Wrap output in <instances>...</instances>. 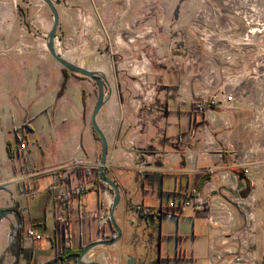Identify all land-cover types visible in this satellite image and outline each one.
<instances>
[{
    "label": "crops",
    "instance_id": "obj_1",
    "mask_svg": "<svg viewBox=\"0 0 264 264\" xmlns=\"http://www.w3.org/2000/svg\"><path fill=\"white\" fill-rule=\"evenodd\" d=\"M81 1L59 9L56 49L108 83L96 119L108 142L104 171L120 188L114 217L122 230L119 241L92 248L83 261L212 264L220 253L240 257L237 264H264V150L252 108L237 95L233 113L222 106L198 111L196 85L187 76L179 84L177 31L149 22L130 25V13L115 10L109 31L83 16ZM53 23L38 37L18 25H0V210L8 211L0 216V264H62L59 236L71 254L64 264H78L86 246L117 235L110 221L114 192L99 175L102 140L91 122L98 87L51 55ZM139 67L144 70L137 77ZM143 81L145 88L136 87ZM226 122L234 130L216 134ZM21 127L29 144L24 155L17 146ZM233 177L236 196L228 184ZM186 188L203 194L231 228L209 223L191 207L166 212ZM237 198L259 203L252 230L244 234L249 219ZM29 230L40 237H30Z\"/></svg>",
    "mask_w": 264,
    "mask_h": 264
},
{
    "label": "rangeland",
    "instance_id": "obj_2",
    "mask_svg": "<svg viewBox=\"0 0 264 264\" xmlns=\"http://www.w3.org/2000/svg\"><path fill=\"white\" fill-rule=\"evenodd\" d=\"M53 1L59 11L67 2L78 0ZM81 3L83 16L94 17L99 26H106L109 31L110 10L129 12L130 25L138 22L147 26L149 22L177 31L179 42L174 48L177 53L174 58L178 61L179 84L187 76L200 91L199 96L224 89L242 97L253 113H259L264 140V0H84ZM53 19L44 0H0L1 26L18 25L23 32L30 29L38 37L41 29H49ZM144 62L148 67L151 64L148 59ZM143 70L139 67L134 72L139 77ZM136 84L146 87L144 81ZM234 105L222 107L233 113ZM233 130L234 126L226 122L215 132ZM169 227L174 228V224L170 223ZM212 264H237V261L233 255L217 253Z\"/></svg>",
    "mask_w": 264,
    "mask_h": 264
},
{
    "label": "built area",
    "instance_id": "obj_3",
    "mask_svg": "<svg viewBox=\"0 0 264 264\" xmlns=\"http://www.w3.org/2000/svg\"><path fill=\"white\" fill-rule=\"evenodd\" d=\"M236 94L234 92H229L224 89H218L216 91H213L212 93H207L205 96H198L195 100V108L198 111H206L210 108L216 107V106H222V105H231L236 101ZM259 113L256 112L254 119H253V125L254 128L261 131L262 126H260L259 123ZM17 137H18V151L19 155H24L28 152L29 144L27 141V134L24 127H21L17 130ZM260 149L264 150V140L262 141L261 145L258 146ZM250 158H248L247 154H244V161L242 165H244L243 170L245 174H249L251 172L250 168ZM248 165V166H247ZM234 183L230 181L229 187L231 188L230 191L235 190L239 191V187L237 184V180L233 177ZM238 193H235V196L238 195ZM259 203L257 201L249 202L248 204L243 203L237 198V201L235 202V205L240 208L243 212V214H246L247 218L249 219V223H246L245 226L242 228L243 230L240 231L241 233H247L248 231L252 230L253 227V219L254 215L252 212V209L255 208L256 205ZM194 208L197 212L205 213L206 220L209 223H212L216 226H224L225 229L231 228V223L229 220H226L224 217H218L211 209V205L206 199V197L203 194H194L193 191L189 188L184 189L179 193V195L170 200L169 203L166 206V210L172 213L182 212L185 208ZM249 216V217H248ZM226 217H230V212H227ZM247 219V220H248ZM28 235L33 238H39L40 235L34 231L29 230ZM243 236V235H242ZM57 239V238H56ZM243 242H245V237H243ZM228 242L227 238H224L221 240L222 244H226ZM240 257L237 258V262L240 261Z\"/></svg>",
    "mask_w": 264,
    "mask_h": 264
},
{
    "label": "water",
    "instance_id": "obj_4",
    "mask_svg": "<svg viewBox=\"0 0 264 264\" xmlns=\"http://www.w3.org/2000/svg\"><path fill=\"white\" fill-rule=\"evenodd\" d=\"M46 2V4L49 6V8L51 9L53 16H54V23H53V27L50 31V33L48 34V49L51 53V55L54 57V59L56 61H58L64 68H66L67 70L73 72V73H78L81 75H84L86 77H89L90 79H92L97 87H98V100L94 109V112L92 114L91 117V122H92V126L95 129V131L97 132V134L99 135V137L102 140V152H101V161H100V168H99V175L101 180L106 183L107 185L110 186V188L113 190L114 192V199L111 205V209H110V221L117 233V235L110 240H101V241H97L94 243H91L90 245L86 246L77 256V263L78 264H103L100 262H95V261H88V262H84L83 258L84 256L89 252V250H91L92 248L98 247L100 245H111L116 243L117 241H119L122 237V230L119 227V225L117 224L115 217H114V211L116 209V207L119 204L120 198H121V193H120V188L118 186V184L113 181L112 179H110L106 173H105V166H106V158H107V152H108V142L107 139L103 133V131L100 129L98 123H97V114L99 113V111L101 110L102 106L104 105V102L106 100L105 95V86L108 84L105 77L97 72H93L90 71L88 69H85L79 65L74 64L73 62H71L70 60L66 59L64 56L60 55L56 49V36H57V29L59 27V23H60V14L59 11L54 3L53 0H44ZM242 197H247L249 196V191L243 192ZM8 211L6 210H0V216L4 215L5 213H7ZM161 215V213L163 212L162 210L159 211ZM71 257H68L65 260H70ZM61 261H63L62 264H64V259L60 258ZM49 264H60L58 261H53L50 262Z\"/></svg>",
    "mask_w": 264,
    "mask_h": 264
},
{
    "label": "trees",
    "instance_id": "obj_5",
    "mask_svg": "<svg viewBox=\"0 0 264 264\" xmlns=\"http://www.w3.org/2000/svg\"><path fill=\"white\" fill-rule=\"evenodd\" d=\"M105 185L108 186L107 184ZM66 252H67V245L65 242H63L62 245L59 247L58 257L63 258L64 260L67 259L68 257L71 256V254L66 255Z\"/></svg>",
    "mask_w": 264,
    "mask_h": 264
},
{
    "label": "flooded vegetation",
    "instance_id": "obj_6",
    "mask_svg": "<svg viewBox=\"0 0 264 264\" xmlns=\"http://www.w3.org/2000/svg\"><path fill=\"white\" fill-rule=\"evenodd\" d=\"M106 184V183H105ZM108 187L110 188V186L108 185ZM166 212H169V211H167V210H165ZM56 242H57V245L60 247L61 245H62V243H63V239H62V237L61 236H59V237H57V239H56ZM58 247V248H59Z\"/></svg>",
    "mask_w": 264,
    "mask_h": 264
}]
</instances>
